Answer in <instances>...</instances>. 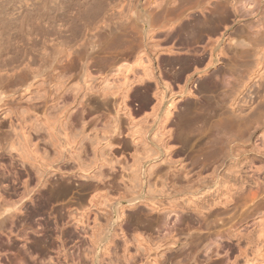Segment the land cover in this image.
Masks as SVG:
<instances>
[{
  "label": "rangeland",
  "instance_id": "1",
  "mask_svg": "<svg viewBox=\"0 0 264 264\" xmlns=\"http://www.w3.org/2000/svg\"><path fill=\"white\" fill-rule=\"evenodd\" d=\"M59 1L45 9L44 0H0V61L25 67L0 94V264H264V224L241 215L247 207L228 184L206 170L192 187L171 185L187 161L178 162L170 132L186 124L181 114L194 116L183 110L198 107L205 90L195 97L181 91L184 82H159L166 62H154L151 46L148 81L157 88L139 112L132 94L142 68L131 43L103 44L113 54L99 49L109 57L95 52L87 72L62 56L49 66L50 51L38 50L43 37L74 38L82 18H93L88 3L59 9ZM26 6L34 8L28 23ZM133 27L124 30L131 41ZM191 66L192 87L204 66Z\"/></svg>",
  "mask_w": 264,
  "mask_h": 264
},
{
  "label": "bare ground",
  "instance_id": "2",
  "mask_svg": "<svg viewBox=\"0 0 264 264\" xmlns=\"http://www.w3.org/2000/svg\"><path fill=\"white\" fill-rule=\"evenodd\" d=\"M46 1L41 3L43 6L40 3L38 5L46 9L45 6L51 4V0H48L49 4H46ZM69 1L78 7L88 3V13L91 11L93 18L86 17L92 18L87 22L85 17L80 16L85 23L79 35L74 38H69L70 36L63 33L53 38L49 35L43 37L38 50L50 51L52 60L49 66L59 63L62 56L65 58V65L70 69L80 63L83 71L87 72L93 54L99 49H102L100 52L106 51L102 48L103 44L109 45L106 47L112 50L113 46L110 45L119 46L118 44L125 43L128 46L131 43L135 46L133 48H136L137 63L142 68L139 85L136 86L132 99L138 106L136 111H143L145 107L150 106L151 90L153 92L157 88L148 81L155 79V69L150 67L146 48L153 47L156 54L154 62H166L164 72L162 69L163 73L158 72L162 75L158 76L167 78H162L163 81L158 80L159 82H166L167 85L169 81L178 85L184 82L181 88L184 94L196 95L195 97L197 92H200L199 95L203 94V105L194 103L198 105L197 108L193 104L190 107L188 105L189 110L182 108L187 111V115L194 116L189 118L183 115L182 111L181 118L187 117L188 120L183 119L186 124L178 129L179 132L177 130L178 135H175V131L170 132L173 138L169 143L172 145L166 143L168 147H180L176 150L180 158L178 162L182 164L187 161L181 169L172 171L171 185L189 187L195 176L200 177L204 171L210 170L216 178L214 181L228 184L237 204L243 208L247 207L241 215L250 211L248 215L254 223L264 224V0H61L56 5L63 9L67 3L68 6L71 5ZM57 2L55 1L54 5ZM146 7L150 8L146 10ZM81 9L77 10L83 11ZM31 10L30 6L25 7L22 18L27 19L26 23L28 18L31 20ZM130 26H134L130 30H136V33L130 31L133 32L132 36L134 33L136 35L133 41V37L129 36V29L125 33ZM1 27L0 31L4 26ZM6 30L4 28L0 35ZM122 30L125 34L128 33V36L121 35ZM162 32L165 33L162 39L153 38V35ZM122 36H126L127 40ZM161 41L165 44H161ZM122 46L124 44L119 48ZM127 46L123 48L128 50L132 47ZM200 48L203 51L199 53ZM1 49L0 53L4 51L3 49L1 52ZM185 52H188V56ZM97 53L94 57L99 56L103 61L109 57L106 54V58L103 53H100V56L99 51ZM183 54L185 56H182ZM7 63L0 61V94L4 87L9 85L7 82L16 79L25 69L21 62ZM218 63L223 65L214 68ZM197 64L199 66H195L197 70L194 69V72L199 71L198 68L202 67L200 64H203L204 67L199 71L203 78L196 80L199 84H196V81L193 85L191 83V87L188 83L193 76L188 73L189 66ZM155 83L158 85L157 81ZM201 90L204 93L201 94ZM186 103L188 102H184V105ZM191 107H194L193 111ZM182 119L174 121L173 128L174 123L177 126ZM181 124L177 128H180ZM187 138L193 140V143H188L190 139ZM196 219L197 224L202 226L201 217L197 216ZM201 226L199 227L202 228Z\"/></svg>",
  "mask_w": 264,
  "mask_h": 264
}]
</instances>
